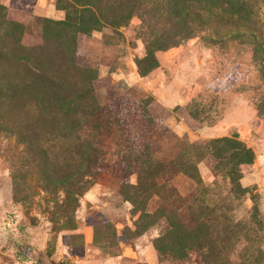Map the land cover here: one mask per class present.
<instances>
[{
    "label": "rangeland",
    "instance_id": "374dc122",
    "mask_svg": "<svg viewBox=\"0 0 264 264\" xmlns=\"http://www.w3.org/2000/svg\"><path fill=\"white\" fill-rule=\"evenodd\" d=\"M97 1L0 0V264H264V0ZM154 100L174 144L139 192L120 172Z\"/></svg>",
    "mask_w": 264,
    "mask_h": 264
},
{
    "label": "trees",
    "instance_id": "16d2710c",
    "mask_svg": "<svg viewBox=\"0 0 264 264\" xmlns=\"http://www.w3.org/2000/svg\"><path fill=\"white\" fill-rule=\"evenodd\" d=\"M64 1L65 0H58L59 3H63ZM225 1L230 5H231V1L235 2V0H225ZM97 2L99 5H103L105 3L107 6H110L111 8H113V10L116 8H119V9L129 8L131 4V0H127V1L120 0V2H117L116 0H98ZM238 2L244 5V2L242 0H238ZM69 7L74 9V6H69ZM0 9H2L1 6H0ZM102 17H103V20L106 21V23H109L107 26H113L115 24L114 21L117 18L115 15H112L111 13L107 16H102ZM190 19H191L190 16L185 17V14L182 15L180 12L177 13L176 16H174L173 21H174L175 32L174 34H172L171 36L167 38V39H170V43H171L170 45L172 46L178 45L180 44L181 40L189 39L195 36L196 26H193L191 24ZM82 23H83L82 25L84 29H89V30L90 29L99 30V29H102V27L103 28L106 27L105 25L96 24L89 20H82ZM80 32L87 33L85 31H80ZM157 41L161 43V40H157ZM155 47L157 49H161V47H164V46L163 44H160L159 46L156 45ZM98 78L99 76L94 78L92 81V85L95 91H96L95 82L97 81ZM151 103L149 104L148 109L149 111L153 113V115H154V112L156 113L155 115L156 120L159 121V124H157L150 117L147 111H145L143 108L138 109L136 113V120L138 123H140V131L138 133V138L134 137V139H136L137 142L136 144H134L133 149L135 152H139L143 156V161L140 162L136 158L133 159V162L123 161L122 164H124L126 168L122 166L121 168L122 172H120L122 174L123 179H126V177L129 174L131 176V174H133L134 172H137L139 183L136 186L139 192H141V190L142 191L148 190L147 188H144L147 182H143V178L140 177L141 174L145 172L144 170L145 164L146 163L151 164L153 162L157 163L158 161L165 159L166 158V155H165L166 147L174 144L172 142V138L174 135L170 132V130L162 126L168 120V118L171 117V115L173 114H171V111H168V109L164 110V112H162V109L160 108H158V110L154 109L152 106H150ZM30 145H31V149L33 150V152H41L43 157L49 159L48 151L44 147H41L37 145L36 143H30ZM213 145L217 146V148L218 147L220 148L222 146V148L224 149H227L228 147V148H233L234 150H240L241 154L245 156H250V151L244 148L242 144L234 142L229 139L215 141L213 142ZM89 149L91 153L89 154L90 163L88 164V173L89 175H92V174H96V169L98 170L101 167L100 162L103 161V157L101 156L102 150L96 147V145L91 146ZM217 156L221 157L220 153H218ZM176 158L178 159L177 162H179L180 156L176 155ZM242 162H245V161H242ZM174 166L176 167V164ZM71 167H73V165ZM152 167L153 166L150 165V168ZM182 167H183V163L181 164L180 167H176V168L182 169ZM155 169L157 172H160L161 170L164 169V166L162 164H159L155 166ZM156 171L152 170L151 173L149 172L148 173L149 176L157 177V175L159 174L156 173ZM127 186L134 187L135 185L125 180L122 189L125 190V187ZM155 186L156 184L153 185V187ZM130 200L133 201V204L135 203L134 198H131V196H130ZM155 246L159 251H161V245L159 244V242L158 243L156 242Z\"/></svg>",
    "mask_w": 264,
    "mask_h": 264
},
{
    "label": "crops",
    "instance_id": "0c3cea01",
    "mask_svg": "<svg viewBox=\"0 0 264 264\" xmlns=\"http://www.w3.org/2000/svg\"><path fill=\"white\" fill-rule=\"evenodd\" d=\"M158 104H159V103H158L156 100H154V101H152V103H151L150 106H152L154 109H157V110H158V108H160V109H162V112H164V110L168 109V108L165 107L164 105H162V104L158 105ZM168 111H171V110L168 109ZM171 114H172V111H171ZM154 115H156L155 112H154ZM169 119H170V117L168 118V120H169Z\"/></svg>",
    "mask_w": 264,
    "mask_h": 264
}]
</instances>
